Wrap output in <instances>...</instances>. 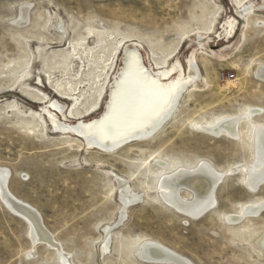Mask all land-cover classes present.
Returning <instances> with one entry per match:
<instances>
[{
	"label": "rangeland",
	"instance_id": "1",
	"mask_svg": "<svg viewBox=\"0 0 264 264\" xmlns=\"http://www.w3.org/2000/svg\"><path fill=\"white\" fill-rule=\"evenodd\" d=\"M25 6L26 26H18ZM95 29L105 35L89 34ZM133 46L153 74L174 64L184 74L191 63L196 67L195 82L153 135L105 152L88 148L73 133H55L47 118L44 125L35 117L50 99L70 109L73 102L64 92H75L81 103L77 118L65 113L70 123L100 115L123 48ZM260 64L264 0H0V166L9 172L6 187L40 213L70 264H160L139 256L147 239L192 264H264V242H258L264 241V210L239 214L264 199V183L250 190L244 169L253 160L251 129L264 123V80L254 74ZM248 106L261 112L251 127L240 123L239 137L193 125ZM155 156L170 167L149 172L144 161L154 166ZM200 162L223 176L215 208L193 218L160 199L158 176ZM116 177L142 196L122 215ZM180 194L191 197L184 189ZM233 214L241 218L228 220ZM46 244L33 242L27 220L0 196V264H60Z\"/></svg>",
	"mask_w": 264,
	"mask_h": 264
},
{
	"label": "bare ground",
	"instance_id": "2",
	"mask_svg": "<svg viewBox=\"0 0 264 264\" xmlns=\"http://www.w3.org/2000/svg\"><path fill=\"white\" fill-rule=\"evenodd\" d=\"M27 15V7H21L18 20L15 23L18 26L25 25ZM58 27L60 30L62 29L61 25ZM104 33L105 31L98 29L89 31V34L99 37L104 36ZM62 36H64V31ZM85 39L86 37L82 38L83 43ZM125 39L126 37L119 42L120 47L124 45ZM79 46L81 43H77V47ZM75 47L72 46V51L77 54ZM182 69L179 64H174L170 68L160 69L153 74L146 67L142 54L136 46L124 47L122 66L105 108L100 115L87 121L84 119L76 120L74 123L66 120L65 113L75 118L79 112L78 106L81 103L78 97L72 96L75 92H64L66 94L64 98L73 102L70 109H65L64 105L57 99H50L47 100L49 103L41 110L35 111L34 115L39 120L41 119L44 125V117L47 118L53 132L64 135L73 133L82 138L88 148L96 147L108 152L112 148L129 141L150 137L167 122L174 112L180 96L191 82H195L193 80L197 76L196 67L193 63L190 64L186 74ZM174 73L176 74L173 75ZM254 74L264 80V64L258 65ZM39 94L32 93L42 102L44 98H40ZM260 112L261 108L248 106L236 114L224 115L212 121L195 122L193 125L215 136L227 135L236 138L240 136V123L246 121L248 122L247 126L251 127L252 119ZM251 143L253 160L243 168L246 170L247 187L250 190H255L264 183V123L253 125ZM152 159L155 161L154 166L150 165L148 159L144 161V168L151 173L158 174L170 167L162 158ZM8 174V169L0 166V185L7 181ZM222 176L223 173L217 172L210 163L200 162L192 168L181 167L172 170L169 174L161 173L158 176L160 181L158 180L157 191L160 199L170 207L193 218H198L206 211L215 208L217 203L215 189L221 182ZM119 177H116V190L119 194L120 215H122L128 206L139 202L142 196L139 192L129 188L128 180L124 181ZM181 189L187 190L191 197L189 199L183 198L180 194ZM0 194L5 204L14 213L27 220L29 235L33 242H46L56 251L60 264H70L67 261V254L62 252L60 245L54 241L52 234L43 224L40 213L28 203L16 198L10 190H3L1 186ZM262 210H264V199L260 202L244 205L239 214L256 215ZM239 214L228 216V220L240 219ZM110 228L104 229L105 233H103L106 236L109 234ZM103 242L102 249L106 250L107 237ZM258 242L262 244L264 241L261 238ZM138 253L142 260L150 263L192 264L187 258L155 240H144Z\"/></svg>",
	"mask_w": 264,
	"mask_h": 264
},
{
	"label": "water",
	"instance_id": "3",
	"mask_svg": "<svg viewBox=\"0 0 264 264\" xmlns=\"http://www.w3.org/2000/svg\"><path fill=\"white\" fill-rule=\"evenodd\" d=\"M6 182H7V181L2 182L1 185H0V186L2 187L3 190H6V189H7V187H6ZM7 207H8V206H7ZM8 208H9V207H8ZM9 209H10V208H9ZM10 210H11V209H10ZM12 212H13V211H12ZM13 213H14V212H13ZM15 214H16V213H15Z\"/></svg>",
	"mask_w": 264,
	"mask_h": 264
},
{
	"label": "built area",
	"instance_id": "4",
	"mask_svg": "<svg viewBox=\"0 0 264 264\" xmlns=\"http://www.w3.org/2000/svg\"><path fill=\"white\" fill-rule=\"evenodd\" d=\"M231 75L230 74H228V77H230Z\"/></svg>",
	"mask_w": 264,
	"mask_h": 264
}]
</instances>
